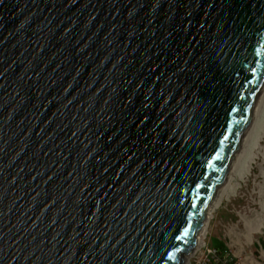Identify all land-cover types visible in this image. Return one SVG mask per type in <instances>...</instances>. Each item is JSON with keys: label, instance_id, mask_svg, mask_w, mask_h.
I'll return each mask as SVG.
<instances>
[{"label": "water", "instance_id": "obj_1", "mask_svg": "<svg viewBox=\"0 0 264 264\" xmlns=\"http://www.w3.org/2000/svg\"><path fill=\"white\" fill-rule=\"evenodd\" d=\"M264 85V0H0V264H184Z\"/></svg>", "mask_w": 264, "mask_h": 264}, {"label": "rangeland", "instance_id": "obj_2", "mask_svg": "<svg viewBox=\"0 0 264 264\" xmlns=\"http://www.w3.org/2000/svg\"><path fill=\"white\" fill-rule=\"evenodd\" d=\"M254 119H251L247 127L250 129L247 136L245 132L241 147L255 136L251 130ZM262 127L258 132L259 141L254 144L252 165L241 179L234 180V193L211 211L199 247L186 257L185 264H200L203 252L212 249L214 240L223 243L237 264H264V126ZM238 161L230 171L227 183L231 180Z\"/></svg>", "mask_w": 264, "mask_h": 264}, {"label": "bare ground", "instance_id": "obj_3", "mask_svg": "<svg viewBox=\"0 0 264 264\" xmlns=\"http://www.w3.org/2000/svg\"><path fill=\"white\" fill-rule=\"evenodd\" d=\"M256 108L258 109V112H257V109H256V112H254V114H253V117L255 119H254V121L252 123L253 127L251 129L252 130V135L253 136L255 135V136L254 137L252 136L253 138L249 139L248 142L246 141L245 144H243V146L239 149V152H240V153L238 152L239 156L237 154L238 157L236 156L235 162H234V164H233V166L231 168V172H232V169H233L234 165L236 164V161L239 160L237 162V168L234 171L233 176H231L233 179L231 178V180L227 183V181L229 180V177L231 175V172H230V174L228 175L226 181L224 182V184L222 185L221 189L219 190L215 202L213 203L211 209L209 210V212L207 214V217L205 219V223L203 225L201 234H200L199 239H198V243H197L195 249L193 250V252L195 250H197V248L199 247V243L201 242L200 241L201 240V235L203 234V232L205 230V225H206V223H207V221H208V219L210 217L209 215L211 214V211H213V209L214 210L217 209L218 206H220V204L224 201V199L226 197H228L230 194L234 193L235 186H236L235 183H233L234 180L237 181L238 179H241L243 177L245 171L247 170V168L250 167L252 165V163H253L252 162V160H253L252 156H253L254 150H255L254 144L258 140V135H259L258 132H259L260 128L262 126H264V125H261V123L264 122V116L262 115V113L264 112V85H263V88H262L261 93L259 95ZM249 129H250V127L248 129H246V135L245 136H247V133H248ZM262 131H264V129ZM262 133H263V136H264V132H262ZM226 183H227V185H226ZM193 252H191V253H193ZM186 257H185V260H186ZM184 264H185V261H184Z\"/></svg>", "mask_w": 264, "mask_h": 264}, {"label": "trees", "instance_id": "obj_4", "mask_svg": "<svg viewBox=\"0 0 264 264\" xmlns=\"http://www.w3.org/2000/svg\"><path fill=\"white\" fill-rule=\"evenodd\" d=\"M211 246L216 252L213 264H237L223 243L214 240Z\"/></svg>", "mask_w": 264, "mask_h": 264}, {"label": "built area", "instance_id": "obj_5", "mask_svg": "<svg viewBox=\"0 0 264 264\" xmlns=\"http://www.w3.org/2000/svg\"><path fill=\"white\" fill-rule=\"evenodd\" d=\"M215 257H216L215 250L213 248L207 249L203 252V257L201 258L200 264H213Z\"/></svg>", "mask_w": 264, "mask_h": 264}]
</instances>
